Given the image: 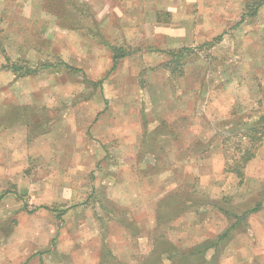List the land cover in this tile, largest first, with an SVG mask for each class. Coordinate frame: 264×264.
Returning a JSON list of instances; mask_svg holds the SVG:
<instances>
[{"label":"rangeland","instance_id":"rangeland-1","mask_svg":"<svg viewBox=\"0 0 264 264\" xmlns=\"http://www.w3.org/2000/svg\"><path fill=\"white\" fill-rule=\"evenodd\" d=\"M176 1L208 40L141 42L155 1L0 0V264H261L264 5Z\"/></svg>","mask_w":264,"mask_h":264},{"label":"crops","instance_id":"crops-1","mask_svg":"<svg viewBox=\"0 0 264 264\" xmlns=\"http://www.w3.org/2000/svg\"><path fill=\"white\" fill-rule=\"evenodd\" d=\"M1 1L8 2L11 0ZM145 1L151 3L155 1L156 3H159L157 7H155V13H157L158 15H155L157 17H154L153 21H150L148 23L139 22L137 36H139V40L141 42H147L154 51L184 48L193 43L197 44L199 42H202L203 40H208V35L210 33L209 30L211 29L210 26L209 28H207L206 25L201 22L199 13L197 14V16H191L192 18L189 19L190 17L187 16L181 8H178L180 5L179 3H176V0H167L169 1V5H166L165 7H163L164 3L162 1L166 0ZM114 11H118L117 6L116 10ZM162 12L164 14H161ZM118 13L119 16H122L121 12L118 11ZM164 19L167 20L165 21ZM208 25H210V19L208 21ZM130 45L132 44L130 43ZM258 247L260 250H257L253 253L251 252V254H247L246 257H249L250 259L255 256H261V264H264V225L262 226L261 243L259 242Z\"/></svg>","mask_w":264,"mask_h":264},{"label":"trees","instance_id":"trees-1","mask_svg":"<svg viewBox=\"0 0 264 264\" xmlns=\"http://www.w3.org/2000/svg\"><path fill=\"white\" fill-rule=\"evenodd\" d=\"M264 5V0H261L255 7L254 13L259 10V8H261ZM111 51L112 54L114 56V62H113V67L112 69L114 70L116 68L117 65V61L124 58L125 56L128 55V53L123 52L122 49L120 48H116V47H111ZM170 55L174 58V59H180L183 55L182 51H178V52H173L170 53ZM21 70L20 67L14 65L12 68V71L14 72V74H16L17 72H19ZM37 71L36 69H30V68H26L25 72L21 75V76H27V75H32L35 74ZM100 85V83H98ZM254 155L253 153H251L250 150H247L243 153V156L240 157L238 160L235 161L234 166L231 167V165L228 164L225 165V169H228L229 172L234 173L235 175H237V177L239 178V183L242 182L243 179V169L245 167V165L251 160L253 159ZM257 208H259V206H257L255 209H252V211L249 212H245L243 213L241 216L233 214V213H229V214H233V215H229L232 216L231 218L234 220V223L227 228L223 234H221L220 236H218L215 241H213L212 243H206V244H201L196 248L199 247H204V252H207L208 250H214V254L215 252H218L219 250V244H225V242H227L226 240L228 238L231 239V234L233 232V230H235L238 225H240L243 221L246 222L247 216H249V214L254 213L257 211ZM220 211H222L224 214L228 215V212L224 209H220ZM204 245V246H203ZM192 256H196L195 253L192 254ZM215 257V256H213Z\"/></svg>","mask_w":264,"mask_h":264}]
</instances>
